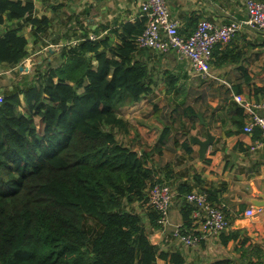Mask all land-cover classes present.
<instances>
[{"label":"trees","instance_id":"trees-1","mask_svg":"<svg viewBox=\"0 0 264 264\" xmlns=\"http://www.w3.org/2000/svg\"><path fill=\"white\" fill-rule=\"evenodd\" d=\"M197 23L180 33L189 37ZM50 25V19L36 15L32 0H0V27H6L0 35V65L17 69L29 56L23 31L30 27V38L37 44ZM144 28L145 20L124 25L121 33L110 30L100 39L85 38L75 47H63L61 66L37 64L33 78L25 75L3 92L0 264H156L158 258L168 257L151 241L163 227L148 205L149 189L166 180L149 166L151 155H138L116 135L118 130L127 132L121 108L152 93L150 71L137 58L145 52L136 45ZM177 82L170 76L168 89ZM181 89L186 85L177 91ZM180 110L194 121L201 113L186 107L185 101L175 112L180 115ZM229 115L242 130L245 115L235 101L230 102ZM170 134L165 125L154 146L159 156L168 149ZM260 134L255 129L254 137ZM189 141L187 137L184 144L192 153ZM200 186L214 201L215 194ZM143 209L145 215L139 212ZM182 214L186 221L190 218V205ZM221 238L227 245L240 238L239 231ZM240 243L235 251L242 252L244 264H264V252L246 247L248 239ZM171 264H184V259L172 254Z\"/></svg>","mask_w":264,"mask_h":264},{"label":"crops","instance_id":"crops-1","mask_svg":"<svg viewBox=\"0 0 264 264\" xmlns=\"http://www.w3.org/2000/svg\"><path fill=\"white\" fill-rule=\"evenodd\" d=\"M32 1L36 15L47 17L51 20V25L37 44L30 38V27L23 31L29 42V56L17 69L6 64L0 65V68H8L6 72L17 71V78L11 86L9 85L10 88L22 81L25 75L28 79L33 78L36 74L33 68L37 64H50L58 59L57 65H51L61 66L63 47H75L85 38L100 39L108 35L110 30H118L121 33L124 25H135L145 20L141 12V5L145 0ZM166 4L171 17L180 24V32L192 30V24L196 20L199 22L207 19L222 25L234 20L243 21L248 15L246 0H166ZM64 18L69 21V28L59 22V19ZM87 25H90L88 29ZM104 28L108 30L104 31ZM3 30H6L5 26L0 27V35ZM96 30L102 32L96 35ZM113 41L120 44L117 38L113 37ZM215 48L209 63L212 76L205 78L195 75L190 60L176 50L167 53L145 50L139 53L137 58L150 71L152 93L131 106L121 108L119 113L127 129V132L122 131L123 135L129 136V133H132L127 146L135 145L134 149L151 155L149 166L166 180L165 184L171 187L174 195L170 209V225L159 231L160 252L167 253L168 257L158 258L156 264H171L172 254L181 256L184 264H212L222 260L244 264L242 252L235 251L241 247L240 241L244 239H248L246 247L257 246L264 252V209L260 210L254 206V201L260 200L264 195V140L261 134L259 138L254 137L255 130L252 134L244 132L247 122L245 112L242 130L232 124L229 115L230 102L235 101L236 96H241L251 104L264 103V31L242 29L229 43L217 45ZM43 52L50 56L42 57ZM35 56L41 59L32 67ZM20 67H25L26 70L21 71ZM170 76L178 80L174 89H168ZM184 84L186 89L177 91ZM4 91L0 86L1 95ZM160 93L165 96L161 100L162 103L155 100V94L160 96ZM184 101L186 107L201 111L199 115L215 137L204 160L199 158L198 145L189 141L192 153H188L184 144L187 137L190 139L194 136L202 141L207 138V129L199 118L194 121L189 115L182 113V110L180 115L175 112ZM165 125L171 129V142L168 149L163 150V156H159L154 151V146ZM136 137H139L141 144L136 143ZM200 185L215 194L216 198L211 203L222 208L229 220L230 228L224 233L237 230L240 236L238 240L224 245L222 234L195 247H188L173 236L177 225L188 233L199 230V222L192 216L186 221L182 211L187 204L190 205L186 199L188 194L203 192L199 190L202 188ZM187 188L191 189L190 192L182 191ZM251 207H254L257 214L247 218L244 213ZM145 211L143 209L139 212L144 214ZM145 221L152 232L149 220L146 218ZM252 257L255 262L257 258Z\"/></svg>","mask_w":264,"mask_h":264},{"label":"built area","instance_id":"built-area-1","mask_svg":"<svg viewBox=\"0 0 264 264\" xmlns=\"http://www.w3.org/2000/svg\"><path fill=\"white\" fill-rule=\"evenodd\" d=\"M247 18L243 21H231L222 25L202 19L196 29L185 37L179 31L180 24L171 17L166 0H145L141 5L145 28L136 38L139 50H153L160 53L178 51L189 59L192 70L197 76L211 77L209 63L217 45L229 43L242 29L264 31V2L246 0ZM95 39V38H92ZM3 95L0 94V103ZM234 100L244 110L247 122L244 132L252 134L255 129L261 131L264 140V103L251 104L241 96ZM174 195L171 187L165 183H156L149 189V207L158 215V224L170 225V209ZM191 205V216L199 222V230L195 233L184 232L180 225L173 231V236L188 247H195L203 241L220 237L230 228L222 208L214 206L206 192H192L187 195ZM260 209V208H258ZM261 210V209H260ZM257 214L254 207L246 210L244 216L252 218Z\"/></svg>","mask_w":264,"mask_h":264},{"label":"rangeland","instance_id":"rangeland-1","mask_svg":"<svg viewBox=\"0 0 264 264\" xmlns=\"http://www.w3.org/2000/svg\"><path fill=\"white\" fill-rule=\"evenodd\" d=\"M59 22L63 25V26H65V27H67V28H69V21L68 20H65V18H64V20H62V19H59ZM62 27V26H61ZM74 27H77V25H74ZM90 27V25H87L86 26V28L88 29ZM74 29V28H73ZM75 31V30H74ZM74 35V34H73ZM54 49H57V48H54ZM44 55H47V56H50V55H48L47 53H42V57L44 56ZM41 59V57H39V56H35L34 58H33V60H32V67H34V65L35 64H37L38 62H39V60ZM44 61H47V59H44ZM58 62H59V60L57 59V60H53V62H50V64H52V65H57L58 64ZM25 68V67H24ZM32 69H30V71H31ZM35 70V67L33 68V71ZM6 71H8V68L7 67H4V66H2L1 68H0V86L3 88V89H8V88H10V86L13 84V80L14 79H16L17 78V71H9V72H6ZM25 71V70H24ZM23 74H27V73H25V72H23ZM10 85V86H9ZM156 96H157V98H155V100L157 101V102H161L162 103V99L165 97V96H163L162 95V93H160V96L159 95H157V94H155ZM151 98H154V96H151ZM167 104V101H166V103H165V105ZM161 112V111H160ZM117 139L122 143V144H124V145H127V144H129V139H130V137H132V133H129V136L127 135V136H124L123 135V132L122 131H117ZM136 143L138 144H141V141H140V139H139V137H136ZM130 146H132V147H134L135 145H130ZM146 219V218H145ZM145 221V220H144ZM145 226H146V228H147V230L148 231H150L149 230V228H148V224H147V221H145ZM155 234H153L152 235V237L154 236ZM152 237H151V239H152Z\"/></svg>","mask_w":264,"mask_h":264},{"label":"water","instance_id":"water-1","mask_svg":"<svg viewBox=\"0 0 264 264\" xmlns=\"http://www.w3.org/2000/svg\"><path fill=\"white\" fill-rule=\"evenodd\" d=\"M20 70L23 71V70H26V68L24 67H20ZM201 123H203L207 129V138L206 140L202 141L200 140L199 138L197 137H194L192 136L190 138V142L194 145H198L199 146V150H198V154H199V158L200 160H204L205 156H206V153H207V150L208 148L214 143L215 141V137L211 135L209 129H208V125L207 123H205L202 119V116L199 115L198 116ZM134 152H136L138 155H141V152L140 150L138 149H134ZM254 206L257 207V208H263L264 209V195L261 196V199L260 200H256L254 201ZM247 221L249 219H246ZM242 225V224H241ZM237 228V227H236ZM160 237H161V232H158L157 234H155L151 241L154 245H158V242L160 240Z\"/></svg>","mask_w":264,"mask_h":264}]
</instances>
